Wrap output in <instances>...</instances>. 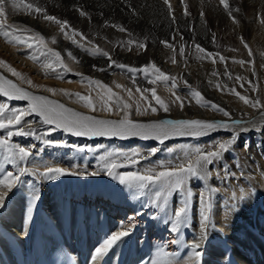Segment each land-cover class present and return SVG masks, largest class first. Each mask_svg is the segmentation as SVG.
<instances>
[{"label": "bare ground", "instance_id": "obj_1", "mask_svg": "<svg viewBox=\"0 0 264 264\" xmlns=\"http://www.w3.org/2000/svg\"><path fill=\"white\" fill-rule=\"evenodd\" d=\"M75 1L0 0V226L27 231L39 203L59 220L67 197L75 201L85 192L92 208L111 203L113 237L142 220L150 264H227L225 240L243 263L264 264V104L251 107L264 103V87L254 86L264 77V0H160L165 23L179 19H170L169 10L202 34L161 46L127 20H102L114 11L78 8ZM155 1L117 0L127 11ZM15 19L43 33L62 54L66 74L59 55L43 45H32L35 55L28 56L31 37L11 26ZM48 136L89 147H47L41 139ZM169 144L178 149L169 153ZM134 153L143 166L126 175L115 158ZM248 169L255 170L251 176ZM189 171L183 200L177 188ZM125 213L127 220L119 218ZM0 244V264H16L1 234Z\"/></svg>", "mask_w": 264, "mask_h": 264}, {"label": "rangeland", "instance_id": "obj_2", "mask_svg": "<svg viewBox=\"0 0 264 264\" xmlns=\"http://www.w3.org/2000/svg\"><path fill=\"white\" fill-rule=\"evenodd\" d=\"M75 2L76 3L74 4V6H76L78 8H81L82 7V9H84V8H90V9H100V10L102 9L103 11L104 10H106V11H114V12H111V14H112L113 17L110 16V15L109 16H104V17H102V20H105L106 19V22H110L112 25H121L122 23H126L125 20H127L128 21V25L130 27L133 26V27H140V28L146 29V31H147L146 37L147 38L149 37L148 39H152V40H154L156 38L155 41L160 46L162 44H165V43L168 44L167 42L174 41V40L185 41V42H194V41L200 39L201 38L200 36H202V34H199L198 31L194 29L193 25L191 26V23L189 22L188 18L184 17L185 19L184 18L181 19L179 17V15L176 16L174 14V12H172V11H169L168 10V17L170 19H173V17L174 18L176 17V18H179V19L178 20L173 19V22L172 23H165V16L167 15V13H166V10L163 9L164 7L162 6V3H161L160 0L155 1V5H153V7H151L149 5H147V6L146 5L145 6L140 5V7L137 6L140 9H136L135 8L136 10L135 9H130V11H127V9L125 7H123L122 5H120V3L118 4L117 0H98V1L97 0H76ZM157 3H159V4H157ZM161 6L163 8H161ZM133 10H134V12L132 13ZM235 12L234 13L232 12L230 14L231 17L233 15H235ZM92 13H95V12H92ZM119 13H123L125 15H119ZM116 14H118V15H116ZM81 15H83V14H80L79 17H81L83 19H87L88 18V16L85 17V15H83V16H81ZM89 16L90 17H93V15H89ZM71 18L74 19V20H76V21H81L80 18L77 19L78 18L77 15L71 16ZM87 20L90 21L91 19L88 18ZM123 20L125 22H122ZM180 20H182L184 24L180 25L179 24L180 23ZM187 23H188V25H187ZM11 26L15 30H17L18 32L24 33L25 36L31 37V42L27 45V48L29 50L28 51V56L29 55H35L34 54V52H35L34 51V48L32 47V45H35V44L36 45H43L44 49L47 52H52L54 55H56L55 52L57 50H53L50 46H48L46 44V40H45V37H44L43 33L40 32V31H38V30H36L35 28H33L30 24L26 23L25 21H21V20H16L15 19V20L12 21ZM32 31L34 32V35L33 36L29 34ZM124 31L125 30L116 29L115 32L116 33H123ZM83 47H85V46H83ZM86 48L88 49V51H90L91 53H94V54H98V53L101 52V51H97V50H94V49L89 48V47H86ZM57 55H59L58 58H59V61L61 63L60 64V67H61L60 69L61 70L63 69L62 72H64L66 74L68 70H67V67L64 64H62V54L57 52ZM7 61H9V60H7ZM119 61L124 62V60H119ZM2 65L5 68H8V65H7V62L6 61L5 62H2ZM23 65H25V64H23ZM61 65H63V66H61ZM133 66H134V63H133ZM256 79L259 80L260 82H259L258 85L255 83L254 86H256L258 88L264 87V77L259 76V77H256ZM95 81L98 83L97 86H99L102 89V91H104V93L109 90V86L105 83V81L103 79H101V78H95ZM211 82L215 86V88H218V89H225V88H227L226 87V83H225L224 80H212ZM143 88L145 90L152 89V88L146 87V86L143 87ZM255 93L258 96H261V92H259V90H256ZM108 94H109V96L111 95V98H114L113 97L114 95H113L112 91H109ZM263 104L264 103H262L260 101H254L252 103V106L251 107L253 109H255L256 107H258L260 105H263ZM5 112H7V110ZM0 114H1V116H3V113L2 112H0ZM4 114H6V113H4ZM1 120H2L1 122L3 124H5V123L8 122L7 119H3V117H2ZM41 142L48 143L47 147H50V145H58L60 142H61V145L62 146L63 145L68 146L69 145L71 148L77 147V146H80L81 148H84V147H87L88 148L89 147L88 144L83 143V142H78V141H75V140H69V141L66 142V140H62V138H58L57 140H55V139H52L50 136H48L47 140L41 139ZM65 143H68V145L65 144ZM178 146L179 145H177V144H169L166 147V150H169L170 151L169 153H172V152H174V151H176L178 149ZM8 149H10V146L8 147ZM143 151H145V150H143ZM169 153L166 152L165 153L166 156L169 155ZM175 154H177V153H175ZM175 154H173V155H175ZM138 156L139 155L137 153H134V154H130V155L117 156L115 159H116V162L123 163L122 166L121 165H118L119 168H120V170L123 173H125L126 175L135 176L137 174V172H139V170H140L139 169V166L140 167L143 166V165H141L142 161H139V160L136 159ZM177 157H178V155H177ZM110 165L111 164H109V165L107 164L106 165V166H109L108 167V170L110 169L108 172H111V170H112ZM249 168H252V165ZM248 170L249 171L246 172V175H249V176H251L250 173H249L250 171H251V173L255 171V170H252V169L251 170L248 169ZM187 173H188L187 174L188 176L186 178L188 180L187 179H185V180L182 179L181 182H180V184H179L180 186H178V188H177V189L180 190L179 192H180V195H181V199H183V200H185L187 197H189V194L186 192V187H187V189H189V186H187V184L189 182L190 176L193 174V173L190 174V171L187 172ZM25 178H26V176H25ZM36 184H37V186L44 187L43 188V191H45L47 189V187L44 186L43 183H41L40 181H37ZM16 195H17V193H15V195L13 194L12 197L13 196L16 197ZM99 197L100 196H97V199H99ZM10 204H11V202H10ZM174 211L176 212V210H174ZM181 213H182L181 210L179 212H177V216L181 215ZM174 214L176 215V213H174ZM126 218H127V216H126ZM261 218H260V222L264 224V216L261 217ZM192 224L194 226V222L191 221L189 223V225L192 226ZM201 227H202V225H201ZM152 229H154V227ZM196 230H197V228H196ZM167 236H170V235H167ZM170 240L171 239L169 237V239H167V241L170 242ZM171 245L172 244H169L167 246L168 247L167 249L173 250L175 248V246H176V245H172V246ZM170 246H171V248H170Z\"/></svg>", "mask_w": 264, "mask_h": 264}]
</instances>
